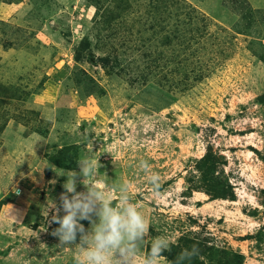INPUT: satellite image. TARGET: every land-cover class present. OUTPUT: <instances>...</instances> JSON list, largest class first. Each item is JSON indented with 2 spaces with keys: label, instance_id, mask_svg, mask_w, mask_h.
I'll use <instances>...</instances> for the list:
<instances>
[{
  "label": "rangeland",
  "instance_id": "374dc122",
  "mask_svg": "<svg viewBox=\"0 0 264 264\" xmlns=\"http://www.w3.org/2000/svg\"><path fill=\"white\" fill-rule=\"evenodd\" d=\"M223 2L0 0V264H73L50 207L60 173L97 157L92 182L130 183L152 225L134 264L158 236L193 240L202 264H264V60L249 49L264 57V7L247 35ZM217 185L235 199H212Z\"/></svg>",
  "mask_w": 264,
  "mask_h": 264
},
{
  "label": "clouds",
  "instance_id": "9594fccd",
  "mask_svg": "<svg viewBox=\"0 0 264 264\" xmlns=\"http://www.w3.org/2000/svg\"><path fill=\"white\" fill-rule=\"evenodd\" d=\"M39 142V141H38ZM79 171L68 170L60 173L67 179L55 202L49 224L58 227L52 235L59 238L60 246H78L73 264H134L138 250L150 233L152 226L141 206L133 201L134 191L128 182L121 183L114 196L107 183L100 185L92 182L102 167L99 157L78 159ZM144 171H150L142 162ZM87 179V183L85 180ZM154 192L161 186L157 173L148 176ZM78 184L83 190L77 191ZM61 211L63 215H61ZM82 221H88L85 227ZM173 241L166 236H158L151 242L150 252L139 264H159V258L170 252ZM199 255L195 245L183 250L174 264H186Z\"/></svg>",
  "mask_w": 264,
  "mask_h": 264
},
{
  "label": "trees",
  "instance_id": "16d2710c",
  "mask_svg": "<svg viewBox=\"0 0 264 264\" xmlns=\"http://www.w3.org/2000/svg\"><path fill=\"white\" fill-rule=\"evenodd\" d=\"M226 1H228V0H224L223 3L225 4ZM232 2L234 3V6H232V9L229 6H228V8L233 13H236V14H239L242 11H244L243 9L246 8L245 5L249 3L248 0H232ZM244 15L246 16V18H248V15H250V14H248L246 12V13H243V17H245ZM239 22H240L239 20L235 22V24L233 26V29L237 30L240 33L247 34L246 32H243V31H246V30H244L243 28H240ZM247 25H249V23ZM249 49L256 56H258V58L264 60L263 55H261L258 51H256L252 46H250ZM74 80H75V82L78 85H81V86L84 87V89L86 90V93H92L93 92V88H89L87 86L88 85L87 82H89V81L90 82H95V79L87 71H85L83 69L78 70L74 74ZM212 156H213V153L211 151L210 153H206L201 159V161H206L207 163L210 164V168H211L210 172L215 170L214 168H212V165H211L212 164V162H211ZM217 183H218V181L216 180L215 184H217ZM227 190L228 189L225 188L224 186H218L217 185V189L216 190H206V192L212 197V199H217V198L227 199V198H231L232 200H234L235 199L234 194L233 193L230 194V195L227 194V192H226ZM181 240H183V241H179V243L177 245L176 244L172 245V247H174V249L176 250V253H178V252L181 253L185 249H190L187 246L188 242H190V243H192V244H194L195 246L198 247V245L193 240H188V238H182ZM184 241H186V242H184ZM183 242L186 243V244H184ZM225 253L230 254V256L224 258L223 260H221V264H243L244 263V254L238 253V252H234L232 250H231V252L225 251ZM175 260L176 259H174V262H175ZM192 261H195L196 264H202V262H200V260H198L197 257H194ZM192 261L188 262L187 264L191 263Z\"/></svg>",
  "mask_w": 264,
  "mask_h": 264
},
{
  "label": "crops",
  "instance_id": "0c3cea01",
  "mask_svg": "<svg viewBox=\"0 0 264 264\" xmlns=\"http://www.w3.org/2000/svg\"><path fill=\"white\" fill-rule=\"evenodd\" d=\"M248 2L249 3L245 5L246 8L243 9L244 11H242L239 14L242 15V16H243V13H246V12L248 14H250V15H248V18H246L245 15H244L245 17H243V20L245 21L244 24H243V27H245V30H246V31H243V32H246L247 35H250L251 33L249 34L248 31H249L250 27H252V24L255 22L254 16L258 12H260V8L264 7V0H258L257 3H253V1L251 2L250 0H248ZM248 23H249V25H247Z\"/></svg>",
  "mask_w": 264,
  "mask_h": 264
}]
</instances>
